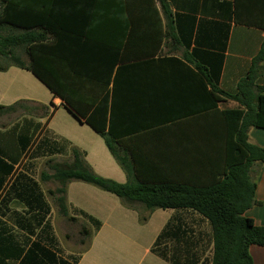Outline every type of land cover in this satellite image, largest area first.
<instances>
[{"label":"crops","instance_id":"0c3cea01","mask_svg":"<svg viewBox=\"0 0 264 264\" xmlns=\"http://www.w3.org/2000/svg\"><path fill=\"white\" fill-rule=\"evenodd\" d=\"M7 1L27 11L33 37L43 36L17 49L21 62L57 93L33 72L0 58L6 67L0 71V119L18 114L0 127V161L12 167L0 188V257L13 251L7 236L14 245L33 241L45 223L64 249L40 183L56 185L47 193L59 188L41 176L51 177L55 163L71 162L74 149L95 174L120 184L130 178L196 187L222 178L230 136L219 113L243 110L222 93L235 94L248 75L255 88H264V60L253 67L264 43V0ZM24 104L39 106V116ZM99 107L109 112L124 167L85 122ZM25 134L31 146L22 150ZM248 142L264 149V129L250 128ZM43 160L52 173L36 179L33 170ZM250 177L255 203L244 216L264 227V164H255ZM65 200L68 215L56 204L57 213L70 222L81 219L79 235L88 230L76 255L70 248L62 257L78 256L77 264H170L151 249L171 220L180 227V240L196 242L200 256L206 249L201 259L210 254V226L191 210L156 209L141 223L143 205L127 208L115 195L81 181L66 183ZM80 212L100 228L95 231ZM19 230L27 233L26 241L12 236ZM249 254L253 264H264V246L252 245Z\"/></svg>","mask_w":264,"mask_h":264},{"label":"trees","instance_id":"16d2710c","mask_svg":"<svg viewBox=\"0 0 264 264\" xmlns=\"http://www.w3.org/2000/svg\"><path fill=\"white\" fill-rule=\"evenodd\" d=\"M30 25L26 10L21 11L7 0H0V58L6 60L7 65H16L33 72L56 94L50 83L43 80L31 65L21 62L17 53L18 48L27 49L31 42L43 39V36L35 38L29 33ZM17 30H22V33L15 32ZM262 60L264 43L253 60V67ZM5 68L0 66V71ZM222 95L237 101L243 107V110L219 113L226 121L230 136L229 156L219 174L222 178L196 187L173 183L133 182L130 178L126 183L120 184L95 174L83 160L84 154L74 149L71 162L55 163L51 166V177L45 174L41 176L42 180L52 179L60 184L55 191L49 192L50 195H57L55 202L59 213L68 215L65 202L66 183L81 181L115 195L127 208H133L135 203L143 205L147 213L139 216L141 223H145L150 212L156 209L191 210L204 218L210 226L211 250L209 256L203 259L201 257L206 249H200V256L198 250H195L196 242L180 240V227L172 220L160 232L151 251L170 264H253L249 248L252 245L264 246V227L255 225L244 213L255 203V184L251 180L250 172L255 164H264V149L248 142V131L252 127L264 129V88H255L254 78L248 75L238 83L235 94ZM212 97L217 101L215 95ZM5 109L10 111L13 107ZM85 122L99 134L111 155L124 167V161L118 154L116 142L109 131L110 118L107 109H95L85 118ZM20 139L22 150L31 146V138L26 134ZM0 170L3 174L0 178L1 188L12 167L0 161ZM80 214L95 231L100 228L101 223L98 220L83 212ZM71 220L74 221V218ZM81 234L88 235V230L82 228ZM5 242L13 251L10 255L0 257V264H7L6 261L10 259L16 264H77L79 260L78 256L62 258L59 255L60 249L49 223L44 224L33 241L14 245L7 236Z\"/></svg>","mask_w":264,"mask_h":264},{"label":"rangeland","instance_id":"374dc122","mask_svg":"<svg viewBox=\"0 0 264 264\" xmlns=\"http://www.w3.org/2000/svg\"><path fill=\"white\" fill-rule=\"evenodd\" d=\"M26 110L28 111L29 109L32 110V112L30 114H32L33 116H39L40 114V109L39 106L34 105V104H24ZM18 116V114L12 115L10 117H4L0 119V127L1 126H7L8 124L13 123L14 119ZM52 160H57L60 161L61 159L56 157V158H52ZM48 162L47 161H40L38 163V165L36 166V171L34 168V173H35V177L36 179H38V176L41 172L46 171V173H52L51 170L48 169ZM33 169V167L31 168ZM42 190L46 193L47 198H48V202L50 204L51 207V221L52 218H54L53 222H52V227L54 230V234L56 233L57 237L59 238V240L61 239V242L63 243L64 249L60 248V255L61 257H67V253L68 251H70L69 249L72 248L74 250V255H76V253L78 252V250L75 249V246H77V244L81 241L80 239H83L84 236L83 235H79L77 232L80 230V226L82 224H84V222L80 219L78 222H70L68 218L62 217L57 213V207H56V203L54 201V199L57 197L54 196L51 197V195L49 193H47L50 190H54V188L56 187V185L52 182H48V183H40ZM1 197L2 195L0 194V208H1ZM11 208H15L14 204H10L9 205ZM0 218H1V214H0ZM1 221H0V226H1ZM8 228H10V226H7ZM38 228V227H37ZM11 232V231H10ZM12 236L15 238V240H19V241H26V239H28V237H26L25 234L22 232L21 230L19 231H13V233H11ZM60 247V246H59Z\"/></svg>","mask_w":264,"mask_h":264}]
</instances>
